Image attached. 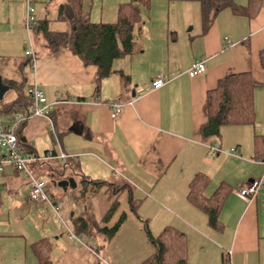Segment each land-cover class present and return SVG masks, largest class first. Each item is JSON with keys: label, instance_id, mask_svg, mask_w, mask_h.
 <instances>
[{"label": "crops", "instance_id": "1", "mask_svg": "<svg viewBox=\"0 0 264 264\" xmlns=\"http://www.w3.org/2000/svg\"><path fill=\"white\" fill-rule=\"evenodd\" d=\"M130 1L84 0L83 9L93 23L113 24L120 6ZM66 2L35 0L41 15L31 45L24 25L26 0H0V78L9 87L0 110L20 95L25 99L31 85L52 106L47 116L33 117L23 128L26 144L39 159L30 170L46 183L51 203L31 201V181L5 168L0 174V264H40L41 244L49 248L50 264H146L154 252L146 226L155 238L167 227L182 232L187 264H222L226 253L231 264H264V187L251 201L238 195L253 179L264 184V158L257 160L255 149L256 138L264 137V0H233L248 13L223 9L207 31L198 0H151L134 32L132 53L115 60L114 73L100 82L97 67L68 47L52 52L39 31L46 21L50 33H71L69 23L58 21ZM31 49L34 66L26 56ZM200 60L206 73L190 77ZM240 73H250L257 86L255 124L222 127L219 136L205 138L201 129L208 121L209 92ZM161 74L167 83L151 90ZM115 102L123 108L112 119ZM198 175L208 178L207 198L222 185L229 187L220 230L188 198ZM67 178H74L77 187L60 188L58 182ZM96 182L104 187L98 190ZM115 201L117 209L108 218ZM123 215L118 232L108 237L102 230ZM67 220L71 230L66 232ZM69 230L80 243L69 239Z\"/></svg>", "mask_w": 264, "mask_h": 264}, {"label": "trees", "instance_id": "2", "mask_svg": "<svg viewBox=\"0 0 264 264\" xmlns=\"http://www.w3.org/2000/svg\"><path fill=\"white\" fill-rule=\"evenodd\" d=\"M84 0H67L58 12V21H65L71 26L69 35L50 33L47 22L39 26L52 52H57L62 47H68L86 65L98 68L99 82L114 73L113 63L117 59L130 55L135 42V31L142 24V10L149 9L151 0H131L120 6L118 19L113 24L93 23L83 9ZM202 7L203 30L207 31L214 23L218 13L231 8L235 13L245 14L247 10L239 9L233 0H198ZM256 3L257 0H250ZM260 62L264 68V50L260 54ZM30 87V86H29ZM26 90L25 99L22 95L14 105H5L0 110L3 114L27 115L33 108V100ZM256 83L250 73L231 74L221 80L218 87L208 94V121L203 125L201 132L205 138L217 137L222 127L254 125L256 122L255 91ZM26 101V102H25ZM19 142L25 153L33 154L34 150L28 146L23 136V130L19 132ZM256 159L264 158V137L256 138ZM98 190L104 187V183H94ZM208 185V178L198 175L190 184L189 200L200 207L208 216L209 225L220 230L222 225L219 214L223 203L229 195V187L224 184L210 198L204 196V190ZM115 201L110 209L111 216L116 208ZM123 215L118 224L112 228L102 230L108 237H113L125 220ZM82 223V222H81ZM83 225V223H82ZM81 228V227H80ZM152 245L153 254L146 264H187L188 242L187 237L174 227L165 228L158 237H151L146 226ZM79 230V228H78ZM41 244L38 248L40 264H50L49 248ZM222 264H231L229 253L224 254Z\"/></svg>", "mask_w": 264, "mask_h": 264}, {"label": "built area", "instance_id": "3", "mask_svg": "<svg viewBox=\"0 0 264 264\" xmlns=\"http://www.w3.org/2000/svg\"><path fill=\"white\" fill-rule=\"evenodd\" d=\"M35 0H26V14H25V29L28 32L31 41V35L35 28L39 24V19L36 14ZM32 48V47H31ZM26 56L32 58L33 66L35 62V53L33 49L26 51ZM206 73L205 61L200 60L192 65L188 74L194 78ZM168 77L164 74L156 77L151 86V90H160L168 81ZM28 94L33 100V108L27 115L14 114L10 120L2 121L0 118V174L5 171L7 166L13 167L16 171L23 173L32 183V189L30 192V200L35 203L50 202V198L46 191V183L43 180L37 179L30 170V163L36 162L39 159L33 155L25 153L19 142V132L23 130L25 124L33 117H44L49 114L51 105L47 103V99L43 91L37 85H31L28 89ZM112 107V119H116L122 112L123 105L119 102L111 104ZM214 151H218V148H212ZM234 150H232L233 152ZM65 158L64 155L61 156ZM264 187L261 179H253L247 182L245 185L239 188L238 195L251 201L254 199L259 190ZM69 239L72 241L80 240L76 238L73 232L69 230Z\"/></svg>", "mask_w": 264, "mask_h": 264}, {"label": "water", "instance_id": "4", "mask_svg": "<svg viewBox=\"0 0 264 264\" xmlns=\"http://www.w3.org/2000/svg\"><path fill=\"white\" fill-rule=\"evenodd\" d=\"M9 90V87L3 83L0 78V101L3 100V95ZM58 186L63 190H67L68 188H76L77 183L74 178H67L58 182Z\"/></svg>", "mask_w": 264, "mask_h": 264}, {"label": "rangeland", "instance_id": "5", "mask_svg": "<svg viewBox=\"0 0 264 264\" xmlns=\"http://www.w3.org/2000/svg\"><path fill=\"white\" fill-rule=\"evenodd\" d=\"M35 5V7H36V9L38 10V5H40L39 3H35L34 4ZM37 14L40 16L41 14H40V12H38L37 11ZM43 179H47L46 177H43ZM67 222H68V225L67 224H65V225H67V226H65L64 225V228H65V231L67 232V228H71V222L69 221V220H67ZM66 223V222H65ZM64 224V223H63ZM71 230V229H70Z\"/></svg>", "mask_w": 264, "mask_h": 264}]
</instances>
